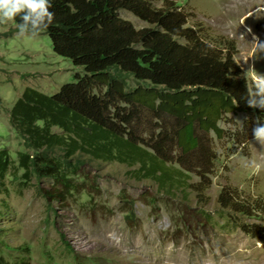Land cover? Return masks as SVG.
Returning a JSON list of instances; mask_svg holds the SVG:
<instances>
[{
    "label": "trees",
    "instance_id": "16d2710c",
    "mask_svg": "<svg viewBox=\"0 0 264 264\" xmlns=\"http://www.w3.org/2000/svg\"><path fill=\"white\" fill-rule=\"evenodd\" d=\"M50 3L55 18L43 32L54 53L82 67L84 75L77 74L76 82L51 96L28 87L8 110L24 151L12 159L0 149V191L7 190V175L16 177L19 171L23 186L33 176L51 179L50 187L38 190L53 208L79 191L72 177L82 166L117 162L137 165L133 173L138 180L150 179L165 192H183L194 188L186 183L189 173L199 176V183L210 174L216 157L208 135L223 136L219 122L227 114L240 112L264 122V111L246 104L254 85L234 59V42L211 41L202 27L189 25L190 15L175 0ZM120 10L142 24L120 16ZM13 21L20 22L18 17ZM130 79L138 83L133 89ZM142 112L158 121L147 137L137 130ZM177 144L187 151L176 152ZM217 202L247 217L264 218V202L241 198L234 188H223ZM244 230L264 237V226ZM19 263L25 264L23 259Z\"/></svg>",
    "mask_w": 264,
    "mask_h": 264
},
{
    "label": "rangeland",
    "instance_id": "374dc122",
    "mask_svg": "<svg viewBox=\"0 0 264 264\" xmlns=\"http://www.w3.org/2000/svg\"><path fill=\"white\" fill-rule=\"evenodd\" d=\"M175 2L190 15L189 25L202 27L211 41L234 42V59L249 84L252 74L245 72L253 56L256 70L264 73V57L253 52L254 37L264 41V0ZM119 14L142 24L128 11ZM16 27L14 21L0 24V149L12 159L24 146L8 110L24 90L51 96L76 82L77 74L84 75L82 67L54 53L47 33L20 37ZM128 83L130 89L138 85L132 79ZM139 119L137 130L147 137L158 121L148 112ZM255 122L244 113L227 114L219 122L223 136L208 135L216 157L210 174L199 183L201 178L189 173L186 183L194 188L183 192H165L150 179H136L137 165L89 162L72 177L79 191L50 208L38 189L50 187L51 179L33 176L23 186L21 171L7 175V190L0 191V264H20V259L25 264H264V237L244 230L264 226V218L247 217L217 202L225 187L236 189L241 198L264 202V170L254 174L247 167L253 159L264 162V146L253 137L241 142ZM176 150L187 151L178 144Z\"/></svg>",
    "mask_w": 264,
    "mask_h": 264
},
{
    "label": "clouds",
    "instance_id": "9594fccd",
    "mask_svg": "<svg viewBox=\"0 0 264 264\" xmlns=\"http://www.w3.org/2000/svg\"><path fill=\"white\" fill-rule=\"evenodd\" d=\"M52 6L50 0H0V24L18 17L20 22L17 25V35L35 38L53 23L55 13L50 11ZM253 52L264 57V41H260L258 37H254ZM251 60L253 63L249 64L245 74H252L254 89L249 93L246 104L250 108L264 111V73L256 70L255 56ZM255 125L252 136L259 145L264 146V122L257 119ZM261 160L264 161V157ZM247 167L254 174H259L264 170V162L253 159L248 161Z\"/></svg>",
    "mask_w": 264,
    "mask_h": 264
},
{
    "label": "bare ground",
    "instance_id": "6f19581e",
    "mask_svg": "<svg viewBox=\"0 0 264 264\" xmlns=\"http://www.w3.org/2000/svg\"><path fill=\"white\" fill-rule=\"evenodd\" d=\"M233 2V1H232ZM253 2V1H252ZM234 3V2H233ZM246 3V2H245Z\"/></svg>",
    "mask_w": 264,
    "mask_h": 264
}]
</instances>
